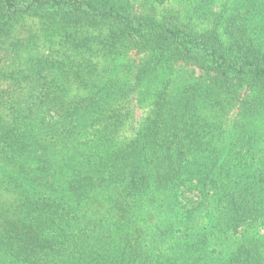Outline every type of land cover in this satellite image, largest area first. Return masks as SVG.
I'll use <instances>...</instances> for the list:
<instances>
[{
	"label": "trees",
	"instance_id": "1",
	"mask_svg": "<svg viewBox=\"0 0 264 264\" xmlns=\"http://www.w3.org/2000/svg\"><path fill=\"white\" fill-rule=\"evenodd\" d=\"M184 1L0 0V264H264V0Z\"/></svg>",
	"mask_w": 264,
	"mask_h": 264
},
{
	"label": "rangeland",
	"instance_id": "2",
	"mask_svg": "<svg viewBox=\"0 0 264 264\" xmlns=\"http://www.w3.org/2000/svg\"><path fill=\"white\" fill-rule=\"evenodd\" d=\"M134 5L136 6V8L138 9V11L143 10L144 6V0H131ZM223 0H218L217 1V7L220 6ZM156 5V3H154ZM186 6V2L184 0H164L163 3H161V5H158V14L159 15H163L164 13H166V9L167 8H173V9H179V8H184ZM29 24V26L25 27L22 33L23 37H28L29 35V30L33 33H38V24L37 21H28L27 22ZM15 39V36H13L11 39H9V41L6 44L7 48H10V42L13 41ZM47 50L44 49V46L42 45H38L36 47H32L29 49H21L20 51L15 52V54H13V56L11 57V59L9 60V63L12 64V68H17V67H23L25 65V63L38 55H42V54H47ZM184 75L188 78V80L192 81V82H203L205 81L206 77L205 74L200 72L199 70L193 68V67H188L185 68L183 71ZM235 112L233 111L226 119H225V126L226 128H230L232 121L235 117ZM147 114V109L146 110H140L137 109L134 114L133 117L130 119L129 123L127 124L126 127V134L127 135H132L137 128L141 125V123L143 122L145 116Z\"/></svg>",
	"mask_w": 264,
	"mask_h": 264
}]
</instances>
